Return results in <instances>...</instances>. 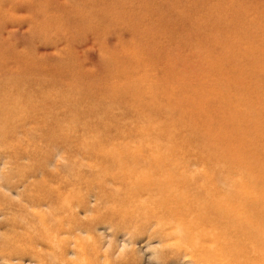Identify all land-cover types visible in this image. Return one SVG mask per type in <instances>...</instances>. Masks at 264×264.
I'll return each instance as SVG.
<instances>
[{
  "label": "rangeland",
  "instance_id": "374dc122",
  "mask_svg": "<svg viewBox=\"0 0 264 264\" xmlns=\"http://www.w3.org/2000/svg\"><path fill=\"white\" fill-rule=\"evenodd\" d=\"M252 1L250 6L255 5ZM157 6L152 0H0V78L13 72L12 79L21 80L30 95L13 96L21 108L17 114L33 119L25 117L28 130H43L37 140L45 139L48 127L55 125H63L65 136L74 140L41 147L38 162L55 172L51 180L63 182L73 179L77 171L88 172V165L95 162L87 158L89 152L97 158L105 152V166L110 153L119 161L130 160L129 151L140 152L142 160H150L152 153L166 154L172 162L183 163L189 174H206L215 181L230 179L236 191L249 190L253 199L260 192L255 173L235 161L236 156L226 158L223 153L231 146L219 147L205 139L206 125L190 126L187 117L192 112L190 104H206L212 94L221 96L230 87L218 82L214 72L220 70H215L218 64L233 57L234 50L199 43L215 37L238 49L240 35L229 31L225 37L223 23L211 22L200 24L191 33L195 40L188 41L183 24L176 25L174 33L172 24L158 19ZM239 19L264 23V17ZM241 46L240 52H256L246 43ZM239 51L235 53L242 56L244 51ZM250 77L260 80L262 87L256 90L264 92V78ZM91 86L105 90L95 93L105 94V101L94 112V98L85 92ZM17 136L24 135L19 131ZM24 162L30 161L25 158ZM17 170L14 162L0 155V193L15 200L23 190L20 181L13 177L17 186L12 190L2 183L4 176ZM114 183L107 180L105 192H114L118 187ZM75 189L87 196L88 206L94 205L98 189ZM118 207L105 201V215ZM89 214L86 209L80 211L82 218ZM115 222L120 228H115ZM163 224L164 220L154 218L131 224L105 217V225L96 229L105 248V264H198L178 245V237L163 241L155 236ZM6 230L0 228V240L11 237ZM21 263L36 264L30 257ZM0 264H5L1 258Z\"/></svg>",
  "mask_w": 264,
  "mask_h": 264
},
{
  "label": "bare ground",
  "instance_id": "6f19581e",
  "mask_svg": "<svg viewBox=\"0 0 264 264\" xmlns=\"http://www.w3.org/2000/svg\"><path fill=\"white\" fill-rule=\"evenodd\" d=\"M152 1L158 5L154 12L158 19L172 24L174 33L176 25H184L188 41L195 40L191 33L200 24L220 22L225 37L229 31L240 35L239 48L246 43L255 49L247 52L244 48L241 56L235 53L241 49L234 48L237 45L223 44L215 37L199 43L234 50L230 53L233 57L218 64L215 70L219 71L214 70L217 81L230 87L223 89L221 96L212 94L206 104H190L192 112L184 115L191 119L190 126L200 122L206 125L207 132L202 133L205 139L217 142L219 147L231 146L223 155L229 159L236 156L235 161L250 168L259 180L260 192L251 199L249 190L236 191L230 179H218L217 184L218 180L210 181L206 174H189L183 163L172 162L166 154L152 153L150 160H142L140 152L129 150L132 158L123 161L114 160V153L109 152L107 166L105 152L98 158L89 152L87 158L95 162L88 165V172L77 171L73 179L63 182L51 180L55 172L38 162L41 147L74 140L65 136L63 125L48 127L45 139L37 140L43 130L26 128L25 117L32 118L19 116L21 108L13 99L18 93L30 95L19 83L21 80L14 81L13 72H9L0 78V155L14 162L18 170L16 174H4L2 185L9 190L16 188L15 177L23 190L18 200L0 193V228L6 227L11 235L0 240V258L5 264H22L26 257L36 264H105V248L96 232L98 226L105 225V217H119L131 224L150 218L164 220L165 227L155 236L163 241L178 237V245L198 264H264V92L256 90L262 85L260 80L250 77L259 74L264 78V23L239 19L264 17V0H255L257 8L249 5L250 0ZM251 7L256 8L254 12ZM85 92L94 98V112L105 101V94L95 93L105 90L91 86ZM19 131L24 136L18 137ZM62 131L64 135H60ZM25 158L30 162H24ZM109 179L118 187L107 193ZM222 182L225 187H221ZM75 186L79 190L98 189L93 194V206L87 205L89 199ZM105 201L117 203L118 209L105 215ZM82 209L91 214L82 218ZM114 226L120 228L116 222Z\"/></svg>",
  "mask_w": 264,
  "mask_h": 264
}]
</instances>
